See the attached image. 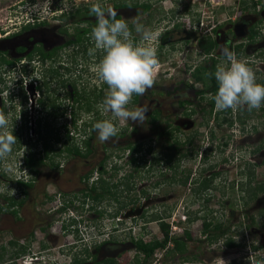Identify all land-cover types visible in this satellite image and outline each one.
<instances>
[{"label":"rangeland","instance_id":"obj_1","mask_svg":"<svg viewBox=\"0 0 264 264\" xmlns=\"http://www.w3.org/2000/svg\"><path fill=\"white\" fill-rule=\"evenodd\" d=\"M19 1L21 0H0V24L8 26L4 31L13 30V27L18 26L13 24L26 20L27 15L31 18L29 6L35 4L36 0H29L28 4L19 8L11 5ZM116 1L122 0H99L111 6ZM151 1L155 14L160 8L161 14L175 12L179 14L177 19L186 24V29L176 30V40L182 36H191L188 44L184 41L174 43V47L170 46L171 51L166 48L165 52L163 50L158 55L154 86L143 96H139L137 102L132 101L129 105V108L134 109L150 106L151 100L160 102L161 115L156 122L147 118L143 125L132 121L122 125L117 123L119 132H123V135L101 142L97 138V132L89 129L88 125L105 117L97 109L100 103L96 100L97 87L93 89L94 83L85 73L79 81L81 96L76 113L78 129L71 128L70 136L74 142L81 144L85 152L83 140L91 137V153L87 157L78 156L69 160L64 158L67 155L63 148L72 143L71 138L67 140L66 128L61 125L66 120L69 122L68 112L59 120L48 119L46 128L33 127L28 130L31 140L14 145L13 152L0 161V194L9 191L16 193L18 198L20 194L15 189L14 179L23 175L19 173L18 166L26 156L42 158L45 153L44 145L47 144L55 162L61 165L64 161L62 168H54L49 163L51 161L33 164L34 185L24 202L14 209L9 208L7 199L0 197V206L6 208L0 212V264H27L32 260L33 264H73L75 257L85 259L82 264H93L94 255L103 258L108 252L110 256L119 259L121 264H141L142 255H136L132 237L146 241L163 239V231L159 225L161 221L170 225V235L173 238L183 236L188 247L186 253L182 254L173 249L171 242L168 249H158L148 264H249L248 257L251 253L255 264H264V218L260 215L261 205L258 201L264 199V193H260L256 200L248 199V172L251 166L248 167L246 161L253 157V153L249 152L253 147L252 142L258 146L264 141V127L245 129V132L240 129L238 131L236 126L234 131L225 126L214 127L212 118H209L206 100L193 102L194 112L188 119L184 107H178L177 102L171 101V94L170 98L166 97L167 87L171 93L172 86L174 88L190 79V69L194 64L188 65L185 55L189 48L196 50V37L205 32L211 34L213 28H217L222 36L225 33L233 36L235 24L243 20L250 21L251 11L242 9V0ZM253 1L258 2L254 20L259 23L261 37H264V0ZM57 2L61 3V0H51V9L45 14L48 24L41 30L31 31V37L34 33L39 37L44 32V40L48 43L69 38L60 31L62 23L54 20ZM96 2L98 0H68L67 6L62 5V9L70 10L78 5L86 6ZM13 8L18 11L10 14ZM58 8L61 9V6ZM136 10L139 11V8L134 9ZM70 30L74 31L72 27ZM160 30L158 27L155 32L160 34ZM4 31L0 33L2 37ZM133 34L139 36V33ZM170 34L174 33L164 34L161 40H167L166 36ZM26 35H19L17 40L26 42ZM242 38L240 36L237 39ZM0 48L9 49L12 55L15 53L11 39L0 42ZM195 54L196 52L192 56ZM248 56V52L242 57L237 55L242 59ZM27 65V73L33 76L46 71V67L40 68L38 63ZM52 65L49 62L47 68ZM20 69H23L21 62L15 68L10 65L2 66L0 72L21 73ZM47 72L53 74L51 69ZM55 83L53 81L49 86L52 95H55ZM194 87L201 88V85L196 83ZM62 99L68 102L65 97ZM62 99L59 98V102H63ZM89 100H92V104ZM108 118H111V113ZM208 118L209 124L214 128L207 124ZM174 125L180 129L169 134L168 127ZM170 136L179 137V142L170 145ZM185 138L189 140L184 142ZM127 142L141 151L134 153ZM60 149L63 150L61 153ZM57 151L60 155H57ZM168 154L174 157L171 167L168 164ZM250 160L255 165L253 182L264 180V151L258 152L253 161ZM6 167L10 171H5ZM104 167L106 171L101 173ZM88 174L90 176L87 178ZM189 174L188 182L191 184L184 185L182 182ZM101 177L105 179L104 185L109 193H105L100 201H93L85 195V190H102ZM206 178L211 180V187L206 192L196 193ZM12 210H16L17 216ZM203 220L222 222L221 230L226 231V236L234 237L240 246L226 247L224 237L216 242H209L203 233ZM105 240L120 244L121 248L109 251ZM253 245L259 249L254 251L251 247ZM23 248L26 253L20 255ZM11 259H14V263Z\"/></svg>","mask_w":264,"mask_h":264},{"label":"flooded vegetation","instance_id":"obj_2","mask_svg":"<svg viewBox=\"0 0 264 264\" xmlns=\"http://www.w3.org/2000/svg\"><path fill=\"white\" fill-rule=\"evenodd\" d=\"M22 1L23 0L11 5L14 7L17 5L19 8L29 3V0H26L25 2ZM72 4L74 5L73 2ZM62 5V3L57 2L53 16L54 20H58L62 23V25L59 26L60 31L63 35H65V37H69L67 39L60 38L51 43H48L46 40H44V32H41L39 37L37 36V33H34L31 37V31L33 32L34 30H41V28H44L49 22L46 15H36L35 12H32L30 14L31 18H28V15L26 13V20L24 19L22 22H15V24L13 25L18 26L13 27V30L4 31L8 26H3V24H0V33L1 31H4L3 37L0 35V42L6 39H11L12 44L15 46L14 55H12V52L9 49L0 48V69L2 68V66L6 65H10L15 68L16 64H18L19 62L22 63L23 67L22 70L20 69L21 73H18L17 71L13 74L0 72V112H3L9 119V128L12 129L13 135L16 136L15 145L20 144L22 141L26 142L31 140L28 134V130H32L33 127L46 128L48 127V125L46 124L48 119L59 120L69 112V122L66 120L62 122L63 124L61 123V125L66 128V134L68 136L67 140H69V138L72 139L71 146L67 145L63 148L64 152L67 155V157L64 158L66 160H69V158H77L78 156H80L76 152L78 142L73 141V138L70 136V129H73V127L78 129V118L76 113L78 111V105L81 96L79 88V81H81L82 79L81 77H83V75L87 73L86 75H88L89 80L94 83L93 89L97 87L98 92L96 95V100L98 102H101L103 100L105 90H107L108 86L105 83L101 82L92 70L95 67L96 63H98L102 54L97 51L95 55H89V48L94 46L93 42L90 39L91 29L96 24V17L90 14L89 11L92 4H88L86 6L78 5L75 8H70V10H63ZM153 5L154 4L151 0L141 2L122 0L113 2L112 7L115 8L118 13L116 18L123 19L128 23L129 28L132 31V38L134 41L138 42L140 40V34L139 36L133 34L136 33L133 23L134 21H139L140 24H143L145 27H148L153 31H155L158 27L161 28V30L159 31L160 34L154 41V46L157 48L158 55H160L163 50V52H165L166 48L168 49V51H171L172 48L170 46L174 47V43L184 41V43L188 44L191 37L190 35L182 36L177 40L174 38L176 30L187 28L186 24H183L179 19H177L179 14L175 12H173L172 14L168 12L161 14V8L158 10V13L155 14L156 10L153 8ZM60 6L61 9L58 8ZM136 8H139V11H134V9ZM256 10L257 8L255 9L253 8V6H251V8L249 9V12L251 11L249 13V15H251L250 21L247 22L243 20L241 21V23L235 24L234 28L232 29L233 36H230V34L228 33H225L224 36H222L223 34L220 33L217 28H213V32L211 34L205 32L204 34H199L196 37V50H192L191 48L187 50V55H185L186 62L188 65L194 64V66L190 69V79H188L186 82H181L180 84L175 85L174 88L172 86L171 93H169L167 87L166 92L168 96L166 97L170 98L169 94H171L173 96L171 101L173 100L174 102H177L178 107H184V112L185 115L188 116V119L194 112V110L192 109L193 102H201L202 100H206L209 106V118H212L214 127H216V125H220L229 127L230 129L232 128L230 131H234V127L236 126L238 128V131L240 129L244 132L245 129H256L264 127V105H262L259 109H253L250 112L246 108L238 109L236 111H233L232 109L219 111L215 107V102H213L214 96L217 92L214 89L216 88V86H218L217 82L216 80L214 81L215 78H211V80H209L207 83V72L215 69L217 64L223 63L225 57L222 55L221 46L225 42H229L230 50L239 57H242L243 54H247V52L250 54V56L244 59L249 62V66L255 72L257 76V82L264 84V37H261L262 29L259 26V23L254 20ZM13 11L17 12L18 10L13 8L10 10V14ZM56 11L59 12L56 13ZM20 13H22V11H20ZM71 27L74 30L72 32L70 30ZM167 33L174 34L166 36L167 40L162 41L161 38H163L164 34ZM22 34H27L25 39L26 42L24 43L17 40L18 36ZM209 36L214 37L217 42V46L211 53L208 54L203 51L200 46V42L201 40H205L206 37ZM240 36H243L244 39H237ZM193 51L196 52V54L193 55L195 56L194 58L192 54L195 52ZM49 62L53 63L51 68H47ZM32 63H38V65H40V68H42V66H45L46 71H41V74H39V76L28 74V70L26 68L29 65L27 64ZM206 67L210 68L206 70ZM48 69H51V72L53 74H48ZM198 70H200V74L203 76V80L201 79L200 81H197L195 79L194 76ZM53 81H56L54 89L55 95L51 94L52 90L49 87L50 83L52 84ZM196 83H200L201 88L194 87V84ZM62 97L68 99V102L66 103L65 101H63ZM59 98H61L63 102H59ZM138 100L139 96L134 95L132 101L137 102ZM151 102L152 103L150 104V106H146L148 107L146 116L151 120V115H154L156 118L154 122H156L161 115L160 109L162 108V103L154 102L153 100H151ZM89 103L92 104V100H89ZM89 107H91V105H89ZM59 109H61L62 112H60ZM90 109L91 108H89V110ZM61 114L63 115L60 117ZM209 118L206 119L207 124L211 128H214L211 124H209ZM256 119L258 121H256ZM151 122L153 121L151 120ZM171 127L173 128L172 131L170 130ZM168 128L169 134L173 132L175 133V131H178L180 129V127L177 125L169 126ZM170 140V145H175V143H177L176 141L179 142V137L175 138L174 136H170ZM188 140L189 138H185L183 141L185 142ZM252 143L253 147L249 152L253 153V157L251 158V160L253 161L255 155L258 154V152L260 153L264 151V141H262V144L258 146H256L254 141ZM127 145L131 146L132 143L127 142ZM44 148L45 153L42 158L36 159L31 155L26 156V158H24L18 166L19 173H22L23 175L15 177L14 184L16 186L15 189L20 194V198H18V195L16 193L9 191H5L0 194V197H4L5 199H7V204L8 206H10L9 208L14 209L18 205L22 204L25 200V196L30 194V189L34 185L33 183L35 181L32 180V175L35 172V168L33 169L32 166L33 164H38V162L46 163L48 161H51L49 163L50 165H53L54 168L63 167L64 161H62V164L59 165L55 162L54 158L50 156L51 149L47 144L44 145ZM129 148L131 149V147ZM63 150L60 149L59 152L61 153ZM29 151L31 152V149H29ZM140 151L141 150L139 149V152ZM59 152L57 151V155H60ZM249 160L250 159L246 161L248 163V167L251 166L249 167L251 168L250 172H248L250 188L248 199H250L251 201L253 199H258L260 193H264V180H260L257 183L253 182L255 179V172L253 170V167L255 165L251 164ZM173 161L174 157L172 156V154H168V164L170 167L173 166ZM189 177L190 174L182 182L184 185H186L187 183L191 184V182H188ZM207 180L211 185V180L206 178L202 181L198 190L194 191L196 193H200L203 191L206 192L211 187L210 185L208 188L205 187L204 183ZM7 197L11 199H8ZM11 201H15L16 203L11 204ZM258 201L261 205L260 215L262 216V218H264V199H259ZM5 209V207L0 206V212L4 211ZM12 213L17 216L16 210H12ZM206 222L207 220H203V233L205 235V238L208 237L210 242L211 236H215V233H217L218 231L220 232V230L215 229V227L212 228L213 225H216L217 222H215L214 220H209L208 222H213L212 226H210L205 231ZM226 235L227 233L225 231L224 235L215 237L213 242H216L217 240H219V238L224 237L225 240H223V243L226 247L234 248L240 246V243L237 242L234 237ZM179 238H182L185 241V252L188 247L186 239L183 236H179ZM231 239L235 242L234 246H229L226 244V242ZM171 242L172 241H170L169 244ZM105 244L107 247L106 249H108L109 251H111L112 248L117 249L118 247H120V244H114L108 240L105 242ZM251 247L254 251L259 249V247L256 245H253ZM25 253V248L22 249V252H19L20 255ZM108 257H112L110 256V252H108L103 258H98V256L96 255L94 257L95 262L93 264ZM36 259H38V257H36ZM117 260L121 264L120 260ZM10 261L14 263V259H11ZM32 262L33 260L29 263ZM24 263L26 264V262Z\"/></svg>","mask_w":264,"mask_h":264},{"label":"clouds","instance_id":"obj_3","mask_svg":"<svg viewBox=\"0 0 264 264\" xmlns=\"http://www.w3.org/2000/svg\"><path fill=\"white\" fill-rule=\"evenodd\" d=\"M67 6L68 0H61ZM51 0H36L29 6L36 15H45L51 9ZM90 14L96 17V24L91 29L90 39L93 47L89 55L99 51L102 55L92 69L98 79L108 88L97 109L104 119L96 121L94 130L101 142L118 136L120 128L117 123L132 121L140 125L147 121L148 107L129 108L133 96H143L154 86L156 68L159 64L158 51L154 41L159 35L152 29L134 21L136 33L140 40L134 41L128 23L117 19V11L111 5L101 2L93 3ZM225 62L217 64L214 78L218 90L214 96L215 107L219 111L232 109H259L264 105V84L257 82V76L249 62L238 58L230 50L229 42L221 46ZM111 113V118L108 114ZM16 136L9 128V119L0 112V161L12 152ZM10 171V168H5ZM251 252V251H250ZM249 264H255L253 254L248 257Z\"/></svg>","mask_w":264,"mask_h":264},{"label":"trees","instance_id":"obj_4","mask_svg":"<svg viewBox=\"0 0 264 264\" xmlns=\"http://www.w3.org/2000/svg\"><path fill=\"white\" fill-rule=\"evenodd\" d=\"M257 5H258V2H255L253 0H242V9L243 10H249L251 8V6H253V8H257ZM200 46L201 48L203 49V51L205 53H211L217 46V42L216 40L214 39L213 36H209V37H206L205 40H201L200 42ZM210 68V67H208ZM208 68L206 67V70H208ZM216 68L213 69V70H210L209 72H207V83L209 80H211V78L214 79V72H215ZM200 70H198L196 73H195V79L197 81H200L201 79L203 80V76L200 74ZM215 81V79H214ZM216 91L218 90V86H216V88H214ZM214 102V101H213ZM102 118H99V120H101ZM155 116L154 115H151V120L154 122L155 120ZM94 124H89L88 125V128L89 129H92L94 130ZM123 135V132H119L118 133V136H121ZM91 137H87L86 139L83 140V144L86 146V152L82 149V146L81 144L78 143V147L76 148V152L80 155V156H83V157H87L90 153H91V150H92V147L90 146V143H91ZM131 147V150L136 153L139 149L134 146V145H131L129 146ZM133 160H136V157H133ZM106 171L105 167L103 168V170H101V173H104ZM90 176V174L87 175V178ZM101 182L103 183L101 185V188L102 190H98V189H94V188H89L88 190H85V195L87 197H89L91 200L93 201H100L103 197H104V194L105 193H109V191L107 190V186L106 185V181L104 178L101 177ZM105 183V185H104ZM205 187H209V181L207 180L205 183ZM8 199H11L9 197H7ZM11 204H14L16 203L15 201H11L10 202ZM212 223L213 222H206V226H205V231L210 227L212 226ZM160 227L163 231V239H158V238H155V239H151L149 241H146L142 238H136V237H132V244L133 246L135 247V249L137 250L136 252V255H142V261H141V264H148L149 260H151V258L157 253L156 251L158 249H167L168 247V244L170 241L174 242V249L181 252V253H185L184 250H185V241L182 239V238H179V237H172L170 235L171 231H170V225L169 224H166L165 222L161 221L160 222ZM222 222H217L216 225L214 224L212 228L215 227V229L217 230H220V232H217L215 233L216 235L215 236H211L210 238V242H213L214 241V238L217 237V236H220V235H224L225 234V231H222L221 230V226H222ZM227 245L229 246H234L235 245V242L234 240H229L226 242ZM166 253H169V252H166ZM96 256V255H95ZM94 256V257H95ZM84 261H86L85 259H79L78 257H75L74 260H73V264H82ZM95 264H120L118 262V260L114 257H108V258H105L101 261H97Z\"/></svg>","mask_w":264,"mask_h":264},{"label":"water","instance_id":"obj_5","mask_svg":"<svg viewBox=\"0 0 264 264\" xmlns=\"http://www.w3.org/2000/svg\"><path fill=\"white\" fill-rule=\"evenodd\" d=\"M121 248V246L120 247H118L116 250H119Z\"/></svg>","mask_w":264,"mask_h":264},{"label":"built area","instance_id":"obj_6","mask_svg":"<svg viewBox=\"0 0 264 264\" xmlns=\"http://www.w3.org/2000/svg\"><path fill=\"white\" fill-rule=\"evenodd\" d=\"M29 263V262H28Z\"/></svg>","mask_w":264,"mask_h":264}]
</instances>
